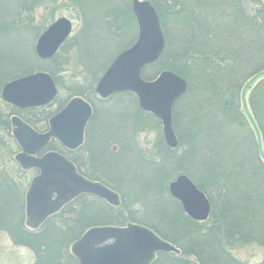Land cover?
<instances>
[{
	"label": "trees",
	"instance_id": "obj_1",
	"mask_svg": "<svg viewBox=\"0 0 264 264\" xmlns=\"http://www.w3.org/2000/svg\"><path fill=\"white\" fill-rule=\"evenodd\" d=\"M57 1L59 0H0V45L4 47L0 46V218L4 217L11 223L15 221L13 225L0 223V232L7 233L17 246L34 251L38 256V264H62L58 246L55 251L51 250L52 240L59 241L60 244L63 232H68L66 229L77 230V236H81L88 230L86 224L94 220L89 217L88 209L94 203H101V206L97 207L99 211L109 206L95 198H90L92 201L88 203L86 197H80L66 206L60 212L61 215L51 217L44 224L46 227L55 218H60L56 221H61L63 229L51 228L47 233L39 232L40 229L31 232L23 221V190H26L29 179H32L35 173L16 168L14 177L10 176L6 168L14 161L10 159V150L3 144L2 133L11 131L12 116L18 115L35 130L43 133L47 127L45 122L55 114L49 112L51 107L19 110L5 103L1 94L5 84L23 76L26 70H33L27 69L26 64L30 58L33 59L31 53L32 49L35 50V42L51 23L56 11L51 10L49 20L42 19L40 25L36 23L34 14L42 5ZM90 1L92 0H73L66 8V11L75 14V21L81 22V29L78 37L70 40L61 51L69 54L74 49L81 65L84 62L81 48H84L83 41L86 42L88 38L94 37L100 45L99 48H106L103 44L108 41L118 50H123L134 43L137 37L136 19L129 0H116L113 6L112 0H94L93 10L96 12L91 16L88 14ZM148 1L159 14L164 35L167 34L164 29L166 16L170 31L178 35L180 48L185 51L187 70L178 72L190 85L185 98L190 101V108H198V118H195L198 124L189 138L186 136L184 140H178L179 146L174 150L167 147L160 136L154 146L160 151V160L156 153L148 156L150 160H147V157L139 161L136 155L132 158L137 160L140 167L137 168L142 173L147 169L152 174L150 186L157 187L155 180L163 177L164 164H167L164 171L171 170L175 174L182 172L188 176L197 188L206 194L213 213L205 223L194 222L183 214L178 201L163 197L174 206H169V209L178 212V215L170 213L167 216L170 226L174 229L171 235L164 236L156 229L145 226L174 246L180 249L185 247L186 251L181 257L161 253L152 264H242L234 258L232 250L250 245H256L263 250V259L259 264H264V162L258 152L257 139L237 106L240 100L237 91L249 80L258 79L250 96V104L264 144V0ZM105 6L109 7L103 8ZM23 14H26L27 23L22 20ZM25 33L28 35L26 38ZM165 38L168 41V37ZM14 50L16 54L13 56ZM165 54L166 49L163 56ZM33 55L36 57L34 51ZM39 61L45 64L40 70L50 73L59 89L66 93L61 101L57 98V101H60L59 109L75 96H94V86L82 90L75 79L65 82V74L68 71L64 66L67 60L61 56V52L51 60ZM10 62H15V65L9 64ZM174 62L171 68H174L176 73L177 59ZM159 65L160 62L151 67L165 66ZM83 66L85 73L92 77L94 82L104 69L100 67L93 70L86 64ZM151 67L143 71L144 77ZM83 84L88 85V80L85 79ZM224 91L231 93V102L221 101ZM194 92L199 93L195 100L200 102L195 103L196 105L193 102L196 95ZM177 106L178 104L173 114ZM38 114H46L45 121ZM140 114L145 115V112ZM147 115V119L152 123L153 115ZM179 149L182 150L181 154ZM47 150L59 151L75 164L80 161V151H66L56 142L51 143ZM131 152L135 153L137 149ZM177 168L182 170L177 171ZM145 185L146 183L143 186ZM139 196L142 199L144 194ZM74 206L81 207V214L75 213ZM93 212H97V209ZM158 212L163 214L161 210ZM170 216L176 219L170 221ZM133 221L135 220L131 222Z\"/></svg>",
	"mask_w": 264,
	"mask_h": 264
},
{
	"label": "water",
	"instance_id": "obj_2",
	"mask_svg": "<svg viewBox=\"0 0 264 264\" xmlns=\"http://www.w3.org/2000/svg\"><path fill=\"white\" fill-rule=\"evenodd\" d=\"M131 1L138 24V39L106 71L97 85V92L102 98L134 93L141 109L160 119L165 141L175 149L178 141L172 126V112L175 103L185 94L187 83L171 72L161 73L153 82L143 80V69L159 60L165 39L154 7L148 1ZM72 30V23L66 18L54 22L38 39L37 56L42 60L53 58ZM57 92L53 78L39 72L6 85L2 97L8 104L28 109L49 104ZM91 118L90 105L80 98L72 99L54 116L49 132L43 135L37 134L20 118H12L13 134L22 150L16 162L25 171H39L26 194L28 228L37 230L49 216L83 194L94 195L113 206L119 205L117 194L80 176L75 166L61 154L50 152L36 157L52 138L68 150L78 149L84 142V131ZM169 189L190 218L199 222L209 219L210 202L187 176H180ZM72 253L79 264H151L158 253L177 254L179 251L149 229L130 224L127 228H93L73 245Z\"/></svg>",
	"mask_w": 264,
	"mask_h": 264
},
{
	"label": "rangeland",
	"instance_id": "obj_3",
	"mask_svg": "<svg viewBox=\"0 0 264 264\" xmlns=\"http://www.w3.org/2000/svg\"><path fill=\"white\" fill-rule=\"evenodd\" d=\"M93 1L94 0L90 1L88 5V10H89L88 14L90 16L92 15V13L96 12L93 10V8L95 7ZM129 1L131 2V0ZM143 1H148V0H143ZM71 2H73V0H59L56 3L52 2L49 4L42 5V7L38 8L34 14L36 23L40 25L42 23V19L49 20L48 18H50L51 16L50 14L51 10L56 11L55 15H57V17L66 16L68 18H73L72 15L74 16L75 14L70 11H66V8L70 6ZM111 2H112L111 5L113 6L116 0H112ZM106 7L109 6H105L103 8ZM23 18L24 19L22 20L24 21V23H27L26 14L25 15L23 14ZM164 20H165L164 29L165 31L166 30L168 31V32L166 31L167 34L164 35V39H165L164 51L166 49V54L163 56L162 53L158 62H160L159 66L161 65H165V66H163V68L151 67L146 71L145 77L143 76V79L147 82H153L158 78V76L161 73L171 72L180 76L187 83V89L185 94L178 100L177 103H175L173 107L175 108L176 104H178L177 106L178 110L176 109V112L174 114L172 113L173 129L177 137V140L180 141V140H184V137L186 136H188L189 138L190 134L195 130L194 127H196L198 124L197 120H195V118H198L196 114L198 108L197 107L190 108L191 106L190 101H186L185 97L188 93V90L190 89V85L188 84V81L184 77H182L183 75L181 76V74L179 73L180 71L187 70L188 63L186 62V54L183 48H180V43H178V35L170 31V27L168 25L166 16ZM74 25H75V29L73 36L75 37L78 35L79 30L81 29V22L79 23L78 21H74ZM136 31L138 35L137 26H136ZM162 32H163V28H162ZM85 33L88 34L87 31ZM27 34L29 35V32H27ZM27 34L26 33L24 34L25 38L26 36H28ZM90 34L92 35L91 31ZM165 36L168 37V41L167 38H165ZM82 37L84 38V36ZM36 42H35V46H36ZM133 44L134 43H132L131 45L133 46ZM103 45L106 48H102V47L99 48L100 45L97 42V40L94 37H90L87 39L86 42L83 41L84 48H81V54L83 55L84 63L88 65L91 69L96 70L100 67H105L103 70H101L102 71L101 73L99 72L100 73L98 75L99 77L101 76L102 73L105 72V70L108 67L111 66L112 61L114 60L113 58L116 55L118 56L120 54L119 51L122 52L125 49H127V48H123V50H118V48H115L114 44L108 41H105ZM0 46L2 47V45ZM29 51L31 52V50ZM33 51L35 53V50L32 49V53H31L33 59L30 58L28 64H26L27 69L31 68L33 69L32 70L33 72L26 70L23 76L13 79L12 81H15L19 78L26 77L35 73L44 72L40 69L44 68L43 66L45 64L42 62L40 63L39 58L33 55ZM15 52L16 50H14L13 56L16 54ZM61 56H64V58H66L67 60L66 61L67 63L64 66V69L69 72L67 74L68 75L67 79L72 78L73 80L74 78L80 76V74L83 73V70L81 68L84 66L81 65L79 61H77L78 54L77 52H74V49L71 52H69V54L66 53L65 51H61ZM175 56L177 59V67L175 68V71H177L176 73L174 72V68H171L172 63H175L174 61H176V59H174ZM171 57H173V59ZM14 63L15 62L13 63L10 62L9 64L13 65ZM152 66H154V64ZM98 80L99 79H97L95 82L93 80H90L88 81L89 83L88 85H84L83 84L84 79H82L80 76L77 82H78V86L81 87L82 90H87L91 88V86L93 87L92 85L93 83L95 84L96 82H99ZM12 81H9L7 84L4 85V87L9 83H11ZM257 82L258 79L249 80L244 85V87L241 88L240 91H237L239 95L238 99H240L237 102L238 103L237 106L240 112L242 113V116L244 117L245 121L247 122L248 128L249 129L251 128L250 130L252 131V133H254L253 135L257 139L258 152L260 158L264 162V144L261 139L260 131L255 122L253 116L254 113L252 111V107L250 104V98H251L250 96ZM61 87H63V85H61ZM193 94L195 95L196 92H194ZM116 96L106 101H101L99 97L94 99L93 102L95 103L97 108V114L94 123H91V126L94 124V127L92 129V132L91 131L89 132L90 134H88L87 142L85 143V146L81 149L80 153H82V157L86 158L85 160L84 159L81 160V166L83 168V172L86 173L92 181L101 182L105 185L111 184L115 186L117 190H119V192L121 193L122 204L118 207L106 206L100 209L99 211L97 207L98 206L100 207L101 203L93 202L94 205H92L88 209L89 210L88 215L94 220H91L90 224H86L87 227L86 229L90 230L92 228H104V227H116V226L124 228L128 224H137L144 227H147L145 225H148L156 229L159 233H161L164 236L171 235L172 233L171 231H173L174 229L173 227L170 226L167 216L170 213L172 215L173 214L178 215V212L170 210L169 206L173 208L174 206L169 204L166 201V199H164L163 197L166 198L173 197L169 187L171 183L175 182L180 176H183V173L179 172V174L177 173L175 174L171 170L164 171L163 169H165L166 168L165 166L167 165L164 164L162 168V171L164 172L162 173L163 177L161 179L159 178L160 180H155L157 187L156 185L150 186L152 182H150L149 180L152 179L151 178L152 174L147 169L144 171V173H142L141 170L137 168L139 167L138 166L139 163L137 162V160L134 161L132 157L136 155V158H138L139 161H143V159H146L150 154L156 153L159 160L161 159L159 154L160 151L158 150V148L156 149V147H154V149H152V143L156 139L157 135H160L163 138L162 141L166 145L162 133L161 122L153 116V119H151L152 123H150L149 119H147L149 117L147 114L149 113H145V115L143 114L141 115L140 113H142L143 111L140 110L138 101L133 95L122 96L120 97V99H116ZM198 96L199 93H197L193 99L194 105H196L195 103L200 102L195 100ZM225 100L226 102H231V93L228 91H224L221 101H225ZM192 120L194 121L191 123ZM2 135L4 137L3 144H5L7 146V149L10 150L9 152L10 159H13L14 161V163L12 162L10 165L5 167L8 169L10 176L16 177V175L14 174L16 168H19L20 170L22 169L20 168L19 163L15 161V157L18 154H21L22 150L18 147L16 141L13 138L12 129L11 131L8 130V133L7 131H5V133H2ZM90 136H92V139L94 141L91 139ZM1 140L2 139H0V142ZM135 148L137 149V152H135ZM86 150L88 151L87 153ZM90 150H92L91 154H90ZM132 150L135 153H139V154L132 153L131 152ZM144 152L148 154L144 155L143 154ZM181 153L182 150L179 149V154ZM90 155H92V163L94 164V170L96 172L90 169L91 168L90 163L88 162L90 160ZM147 160H150L149 157L147 158ZM161 167H162V163H161ZM179 170L182 169L177 168V171ZM33 172L35 173L34 175H37L35 171ZM145 173L147 175H145ZM34 175L32 177H34ZM31 180L32 179L30 178L26 190H23L24 207H25V197L30 188ZM144 183H146L145 186H143ZM141 187H143V189L146 192L143 191ZM150 193L152 195H150ZM139 194H144V197L141 199ZM86 198H87L86 201L88 203L92 201L90 200V198L93 199L91 196H87ZM105 204L107 205V203ZM74 207L76 209L75 213L81 214L82 211V209H80L81 207L79 206H77L79 208H77L76 206ZM92 207L93 210L97 209V212H93V210H91ZM111 209H113L114 211ZM160 210L163 211V214L161 212L160 213L158 212ZM183 214L186 217H188L185 211H183ZM59 215L61 214L59 213ZM212 215L213 213H212V205H211L210 218ZM173 217L170 216V221H172V219H176L175 217L174 218ZM188 218L191 219L190 217ZM59 219L55 218L53 220L54 222L53 221L49 222L48 226L51 224L50 227L48 226L44 227L45 225H43L42 227L39 228L40 230L38 229L39 232L44 231L47 233V231L50 230L51 228L63 229L61 228V221H56ZM26 220L27 217L24 208L23 221L25 226H26ZM132 220L135 221L131 222ZM191 220L196 222L193 219ZM5 222L7 225L9 224L13 225L15 221L11 223L5 220L4 217H1L0 223L3 224ZM26 228L30 230L27 226ZM66 230H68V232L67 233L65 231L63 232L64 234L62 235L60 244L59 241L54 242L52 240V242L50 243L52 246L51 250L55 251L56 246H58L57 248L59 254L60 256H62V264H79V261L72 253V247L77 241L81 239L84 233H86L88 230L85 231L81 236L79 235L77 236V230L74 229L71 230L66 229ZM30 231L32 232L33 230ZM174 247L179 251V253L177 254L169 253V254H173L174 256L181 257L186 251L185 247L181 248L182 250L176 246ZM34 248L36 249V247ZM232 252L234 258L237 261L241 262L242 264L243 263L259 264L263 259V250L258 248V246L256 245H250L241 249H235L232 250ZM37 257L38 256L35 255L34 251L26 247L17 246L16 244H14V242L7 233L0 232V264H38L39 261Z\"/></svg>",
	"mask_w": 264,
	"mask_h": 264
},
{
	"label": "flooded vegetation",
	"instance_id": "obj_4",
	"mask_svg": "<svg viewBox=\"0 0 264 264\" xmlns=\"http://www.w3.org/2000/svg\"><path fill=\"white\" fill-rule=\"evenodd\" d=\"M72 17H73V15H72ZM62 18H66V19H68L71 23H72V26H73V30H72V33H71V35H70V37L68 38V40L60 47V49L58 50V52L56 53V55H58L60 52H61V50H62V48L70 41V40H72L73 38H74V36H73V33H74V29H75V25H74V17L73 18H68V17H64V16H58L57 17V15H54L51 19V23L47 26V28L44 30V32L54 23V22H56V21H58L59 19H62ZM136 25H137V23H136ZM138 30V29H137ZM137 37H138V35H137ZM137 39V38H136ZM132 47V45L131 46H128L127 47V49H125L124 51H122V52H120V54H122L123 52H125V51H127L129 48H131ZM119 54V55H120ZM55 55V56H56ZM118 55V56H119ZM54 56V57H55ZM117 56V55H116ZM114 57L113 59V61H112V64H113V62L117 59V57ZM53 57V58H54ZM53 58H51V59H53ZM51 59H48V60H51ZM83 64L82 65H85V63L84 62H82ZM111 64V65H112ZM105 68V67H104ZM110 67H108L106 70H105V72L104 73H102L101 74V76L98 78L99 80L98 81H100V79L104 76V74L106 73V71L109 69ZM82 70H83V73L82 74H80V76H81V78L82 79H87L88 81H90V80H92V77H90V76H88L86 73H85V67H82L81 68ZM47 73V72H46ZM69 72H67L65 75H66V79H65V82L66 83H68V82H71L72 81V78H69V79H67V74H68ZM50 74V73H49ZM51 75V74H50ZM52 76V75H51ZM80 76H78V77H76V78H74L75 80H79V77ZM53 77V76H52ZM54 79V78H53ZM55 81V80H54ZM55 84H56V81H55ZM97 85H98V82H96L93 86V98L91 97L90 98V96L89 97H84V96H75V97H73L72 99H74V98H80V99H82V100H84V102H86L87 104H89L90 105V107H91V109H92V118H91V120H90V122L87 124V126H86V128H85V131H84V142H83V144L78 148V149H76V150H74V151H71V150H68L67 148H65L57 139H55V138H52L51 140H50V142L48 143V145L44 148V149H42L37 155H36V157L37 158H41L45 153H46V150H47V148L49 147V145L51 144V143H53V142H56V143H58V145H60L64 150H66V151H69V152H77V151H81V149L85 146V143L87 142V137H88V134H90L89 132L91 131L92 132V129H93V127H94V124L91 126V123H94V120H95V117H96V114H97V108H96V105H95V103L93 102L94 101V99H96V98H98L99 97V99L101 100V101H106V100H110L112 97H114V96H116V99H120V97H122L123 96V94H125V93H117V94H114V95H111V96H109L108 98H102L99 94H98V92H97ZM56 86H57V95H56V97L49 103V104H47V105H45V106H42V107H37V108H43V107H51V109L52 110H48L49 112H51V113H55L49 120H48V122L46 123L45 122V125L47 124V127H46V131L45 132H38L37 130H35L30 124H28L27 122H25L21 117H19L18 115H14V116H16V117H18V118H20L22 121H24L25 123H27L37 134H39V135H43V134H46V133H48L49 132V130H50V120L54 117V116H56L58 113H60L66 106H67V104L72 100V99H70L61 109H59V102L61 101V99H62V97L64 96V92L62 91V90H60L59 89V87H58V85L56 84ZM57 98H60V101H57ZM90 98V99H89ZM39 116H40V118L43 120V121H45V119H46V117H47V115L46 114H38ZM40 121V120H39ZM12 129H13V127H12ZM163 133V132H162ZM91 137V139H92V136H90ZM160 137V135H157L156 136V139L154 140V142L152 143V149H154V146H155V144L157 143L156 141H157V139ZM164 137V136H163ZM91 139H90V141H91ZM93 140V139H92ZM94 141V140H93ZM47 152H57V153H59V154H61L62 156H64V157H66L70 162H72L73 164H74V166H75V168H76V171H77V173L80 175V176H82V177H84L85 179H87V180H90V181H92L87 175H86V173H84L83 172V168H82V166H81V163H80V161L82 160V159H86L85 157H82V153H81V157H79L80 158V161H79V163L78 164H75L72 160H70L67 156H65L64 154H62L61 152H59V151H56V150H47ZM84 152V151H83ZM85 153V152H84ZM89 163H90V169L91 170H93L94 171V165H93V163H92V159H90L89 161H88ZM36 172V171H35ZM37 173V172H36ZM92 182H94V183H97V184H100V185H102V186H104V187H106L107 189H109L110 191H112L113 193H115V194H117L118 195V197H119V205L118 206H120L121 204H122V196H121V193L119 192V190H117V188L115 187V186H113V185H111V184H103V183H101V182H97V181H92ZM88 195H81V196H79L78 198H80V197H87ZM77 198V199H78ZM92 198H95V199H97V200H100V201H102V202H105L103 199H101V198H99V197H96V196H94V197H92ZM105 203H107V205H109V206H113L112 204H110V203H108V202H105ZM118 206H113V207H118ZM116 227H118V228H122V227H119V226H116Z\"/></svg>",
	"mask_w": 264,
	"mask_h": 264
}]
</instances>
